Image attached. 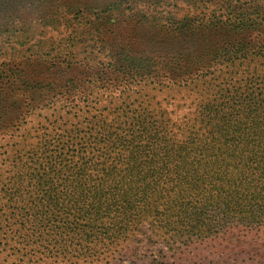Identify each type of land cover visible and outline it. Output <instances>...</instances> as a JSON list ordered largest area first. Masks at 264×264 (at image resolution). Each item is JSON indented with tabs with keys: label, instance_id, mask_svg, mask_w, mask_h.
I'll return each mask as SVG.
<instances>
[{
	"label": "trees",
	"instance_id": "trees-1",
	"mask_svg": "<svg viewBox=\"0 0 264 264\" xmlns=\"http://www.w3.org/2000/svg\"><path fill=\"white\" fill-rule=\"evenodd\" d=\"M9 2L3 5L10 6ZM263 3L113 0L105 6L108 13L80 7L71 11V17L58 19V12H50L43 19L50 23L39 24L44 31L33 25L0 29L1 50L10 51V58L0 63V112L13 110L23 97V107L14 112L16 119L2 121L0 135L19 128L31 107L59 100L92 103L101 91L137 81L148 86L163 80L167 86L190 90L189 81L196 77L195 82L204 81L207 89V94L198 92L205 95L192 127L173 138L164 128L163 142L149 134L151 122L145 113L134 111L132 117L128 108L107 113L105 122L110 125L103 135L80 144L52 135L55 122L42 125L35 137L25 139L30 148L27 173L16 175L23 183L28 177L31 208L11 211L8 220L31 217L44 233L56 228L88 240L115 239L114 235L136 231L146 221L163 228L171 241L225 240L239 230L264 233V45L249 49L239 44L232 54L223 51L211 59L183 60L176 67V59L119 58L124 48L103 37L125 17L138 25L157 20L158 14H164L170 27L182 24L204 33L232 27L245 35L258 31L260 36ZM100 18L104 24L85 29ZM15 54L29 55L22 58L26 64L38 58L71 74H25L28 66L14 59ZM218 66L227 72L211 77ZM76 67L84 72L76 73ZM176 71L180 74L173 81ZM17 197L21 196L7 193L10 203Z\"/></svg>",
	"mask_w": 264,
	"mask_h": 264
},
{
	"label": "rangeland",
	"instance_id": "rangeland-1",
	"mask_svg": "<svg viewBox=\"0 0 264 264\" xmlns=\"http://www.w3.org/2000/svg\"><path fill=\"white\" fill-rule=\"evenodd\" d=\"M111 1L113 0H0V29L33 25L44 31L39 24L50 23L43 21L50 12H58L55 15L58 19L65 14L71 17L73 13L71 11L80 7H84L86 12L90 13L101 11L108 13L105 11V6ZM4 2H9L10 6L3 5ZM198 12L201 11L198 10L196 13ZM16 17L24 21H19ZM103 17L101 14V18ZM155 17L157 20L150 18L149 21L144 20L138 25L134 24V18L125 17L118 27L108 29L103 37L115 46L121 45L124 48L119 52V58L135 57L152 61H161L163 58L176 59V67L183 60L211 59L216 53L223 51L224 54H232V48L239 44H246L249 49L264 45V34L259 36L258 31L245 35L240 30L228 27L225 30L204 33L197 29H186L182 24H172L173 26L170 27V22L168 23L164 14ZM101 18L96 20V23L86 24L85 29H96L97 23L103 22ZM2 49H4L3 45ZM7 52L10 53L8 50H1L0 44V63L7 57L10 58ZM15 56L14 59L26 64L27 60L22 58H27L29 55L15 54ZM25 66H28L27 71L22 68L21 70L25 74L35 72L32 73L33 76L59 77L71 74L70 71L61 73V69L57 67L50 68L38 58ZM218 68L211 73L213 74L211 77H218L227 72L223 66ZM75 70H79L76 72L78 74L83 71L80 67H76ZM178 74L180 73L174 72L173 81L178 80ZM194 78L196 77L189 81L190 90L175 85L167 86L168 82L163 84V80L161 83L148 86L145 82L137 81L136 84L101 91L100 98L92 103L80 99L71 102L60 100L45 102L39 105L38 109H36L38 105L35 108L31 107L26 118L21 120L19 128L16 127L0 135V263L264 264V233L251 235L239 230L225 240L212 239L203 242L195 239L193 243L192 240L171 241L168 235H163V228L154 227L151 222L146 221L141 223L136 231L114 235L115 239L88 240L56 228H46L47 231L44 233L31 217L30 220L25 221L20 218L8 220L11 211L31 208L30 194H27L26 190L28 177L25 179L26 183H23V180H17L16 175L18 172L27 173L25 164L28 161L30 148L25 147V139L35 137L42 125L55 122L52 135H63L67 141L80 144L90 142L94 139L92 136L103 135L110 125L105 122L107 113L114 115L116 109L128 108L133 113L129 115L132 117L136 115L134 111L137 115L145 113L146 119L151 122L149 134H153L157 140L163 142L164 128L169 137L180 136L192 127L194 119L198 117V106L207 94V89L204 81L195 82ZM198 92L205 94L201 96ZM21 100L22 103L13 106V110L9 108L6 113L0 112V125H3L2 121L5 119H16L17 114L14 112L23 107V97ZM126 121L127 118L122 119V123ZM160 145L163 146V143ZM16 190H20V194L15 193ZM6 192L21 197H17L15 203H10ZM97 236L101 239L106 237ZM189 243H191L189 246H185Z\"/></svg>",
	"mask_w": 264,
	"mask_h": 264
}]
</instances>
